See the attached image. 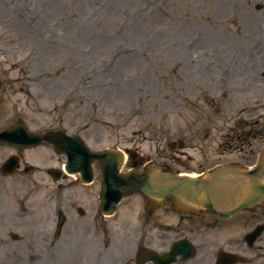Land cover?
I'll return each mask as SVG.
<instances>
[{"label": "rangeland", "instance_id": "obj_1", "mask_svg": "<svg viewBox=\"0 0 264 264\" xmlns=\"http://www.w3.org/2000/svg\"><path fill=\"white\" fill-rule=\"evenodd\" d=\"M263 37L264 0H0V130L60 127L92 150L129 148L183 173L243 164L245 149L229 136L247 110L248 77L262 69ZM173 141L191 160H171L182 154L168 149ZM40 151L44 167L58 166L46 148L26 157ZM10 152L0 149V160ZM139 200L127 196L120 217L74 235L76 264H100L104 244L119 241L114 228L133 235ZM173 216L164 206L154 214ZM4 241L0 260L14 255Z\"/></svg>", "mask_w": 264, "mask_h": 264}, {"label": "flooded vegetation", "instance_id": "obj_2", "mask_svg": "<svg viewBox=\"0 0 264 264\" xmlns=\"http://www.w3.org/2000/svg\"><path fill=\"white\" fill-rule=\"evenodd\" d=\"M261 65V72L250 74L249 77L247 92L250 103L242 125L243 131L233 133V138L244 139L246 144L245 166L247 168L256 165L261 152L264 150V57ZM208 169L200 167L201 172ZM28 171V168L24 170L25 173ZM178 171V169L173 170L174 173H178ZM3 181V179H0V198L5 195L6 185ZM43 182L44 180L40 179L37 183L38 200L30 202L29 205L32 208L30 211L17 212L13 216L12 211L3 210L7 215L0 216V231L12 227L19 231H30L38 235L37 261H43L46 258L52 260L55 256H59L60 247L56 246L57 239H54L57 222L55 217L59 213L62 204L61 192L69 186L65 179V183L61 184L59 182L51 191L45 194ZM73 183L74 188L79 189L81 193L75 192L73 196L69 197L66 212L68 208H71L79 217L83 218L86 212L82 210V207L91 208L92 191H86L83 189L84 186L77 181ZM98 184L100 185L99 181ZM34 192L33 189L30 193L34 194ZM77 203L82 207H76ZM50 204L55 206V210H50L52 208ZM45 208H48V211ZM178 220L179 223L175 226L174 231H178L179 237L187 238L194 245L197 253L201 255L198 264H206L204 263L205 258L206 256L210 257L212 250L217 251V254L226 251L236 255L238 257L236 264H264V202L258 207L246 210L239 216L230 218H221L204 210L202 213H181ZM76 225V222L70 220L65 229L75 230ZM258 229L260 231L253 241L245 239L247 234L258 231ZM221 233L227 236L221 238ZM237 233H240V237H237ZM170 236V234L157 235V241L161 248L168 246ZM61 238L63 243L71 241L70 233H65ZM152 241L153 239L148 243L150 244ZM45 247L47 252H45ZM17 257H19L18 254Z\"/></svg>", "mask_w": 264, "mask_h": 264}, {"label": "water", "instance_id": "obj_3", "mask_svg": "<svg viewBox=\"0 0 264 264\" xmlns=\"http://www.w3.org/2000/svg\"><path fill=\"white\" fill-rule=\"evenodd\" d=\"M21 127L12 131L0 133V139L8 142L36 143L40 139L34 135L19 132ZM23 131V130H22ZM51 133L46 134L50 136ZM66 151L71 155V148H80L88 156V162L91 158L99 157L104 162V168L107 174L111 172V160L117 159V167L121 163L120 154L113 155L107 152L101 156L91 155L84 150V147L76 137L68 138L65 142ZM71 169V165L68 166ZM77 167L80 169V165ZM87 163L86 171L89 172ZM264 172V163H261L254 171H246L236 167L220 166L203 178L191 179L171 174L160 173L158 168L152 167L146 175L139 181L135 178L120 180V186L109 176L104 186L101 199L104 197H117L116 202L124 192L138 190L143 194L149 206L155 207L162 201H169L171 208L179 211H192L197 208L206 206L211 212L221 216H229L238 210L255 205L264 198V182L262 173ZM104 194V195H103ZM111 195V196H110ZM110 204V211L115 206ZM185 242L180 241L175 244L171 253L164 256L166 262L174 259L177 253H187L188 249L184 248ZM190 252V251H189ZM230 261L228 256L221 257Z\"/></svg>", "mask_w": 264, "mask_h": 264}]
</instances>
